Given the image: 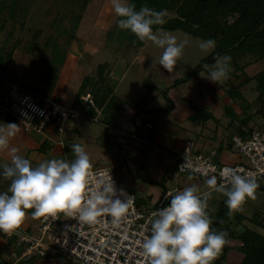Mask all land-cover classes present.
<instances>
[{"label":"rangeland","instance_id":"obj_1","mask_svg":"<svg viewBox=\"0 0 264 264\" xmlns=\"http://www.w3.org/2000/svg\"><path fill=\"white\" fill-rule=\"evenodd\" d=\"M81 1L82 0H0V70L7 65V72L5 74L7 78H5L4 81L9 79L14 80L18 84H23L27 89L29 88L30 91L45 92L47 95L53 96L55 99L59 100L62 105L64 104L68 107H72L78 95L83 94V90H79L81 83L84 86L87 84L86 88L90 85L89 88L93 91L97 89L98 84H103L101 85L102 90L105 88L104 85L107 87H109V84L112 85L113 81L109 82V78H111V80L119 79L126 66L134 61L131 64V69L126 74V81L120 84L118 93L126 99L131 100L134 104L138 102L142 103L140 106L145 104L144 109L150 110L156 108H150L152 104H154V101L148 96L154 93V89L158 87L162 89L161 85L166 78L177 74L176 77L184 79L196 76L203 82L208 80L206 79L207 73L213 66L215 60L208 61L206 64L203 63V61L213 54V56L217 58L219 53L216 50V45L214 48L206 51L199 46L201 41L204 40L200 37L190 35L181 30L170 31L159 28L176 36L178 42L180 40L186 41L181 56L178 58L177 63L172 66L170 70H167L158 64L162 48L147 40L144 46L145 58L144 61L140 63L139 60H135L137 57L136 50L138 49L130 45L127 37L130 31L121 29L116 24L119 17H117L112 10L111 0H88L87 6L84 9L80 7L83 4ZM167 1L168 5L173 7V9H165V22L175 17L177 12L176 5L173 4L175 0ZM12 9H15L13 10V16L11 15ZM78 17H81V19L77 20ZM233 19L234 17H228L226 20L231 23ZM157 34L159 35L160 33ZM262 48L264 52V47ZM63 57L64 62L62 63ZM254 60V56L251 55L247 58H240V64L246 65V63L250 62L248 66H245L247 71L242 68L240 70L235 67H230L229 76H227L226 79L217 81V83L227 85L226 91L231 95L230 90H228L232 88L230 79L233 77L242 79L250 76L253 77L258 72L264 70V59L259 62H255ZM66 63L70 66L72 64L77 65L76 78L74 79L72 87H69L65 95L62 96V99H59L56 98L58 96L57 89L55 88L58 76L57 72H59L60 68L66 65ZM104 63L107 64V69L103 68L102 72H100L99 66L102 65L104 67ZM99 73H103V75L99 76ZM136 77H139V80H144V91H139V93L137 88L134 87L133 89L131 87V80L136 79ZM82 78L83 82H81ZM93 82H97V85L93 84ZM255 84V81H251L249 86L245 87L244 91L239 87V91H241L243 96L247 94L246 97L248 99L246 98L247 100L245 103H250L248 100L255 101L252 103L255 108L254 112L260 106L262 107V105L264 108V98L256 102L259 91L257 89L253 90L254 86H256ZM250 87L253 92L250 91ZM125 90H131L129 93L132 95L129 98L126 97L124 93ZM203 92L204 94H208L209 90L205 89ZM250 93H252L254 98L249 96ZM158 97L164 98L163 92L160 90L156 93L155 99L159 100ZM226 108L227 110L230 109L229 107ZM0 115L7 121H13L9 115L1 111ZM259 117V115L256 116L258 122H261L262 119ZM81 120H85L86 123H89L91 128H93V126H95V128L101 126L92 123L88 119ZM71 124L72 122H68L66 127L68 128ZM49 132L50 130L47 133ZM152 132L153 131H151V137ZM51 134L53 135L52 132ZM71 139L66 140V142L69 143V141H72ZM147 144L146 140H144L139 145L144 148V156L140 165L145 164L146 160H148V163L151 161L149 150H153V148L147 146ZM33 152H31L29 157L35 160L36 153ZM30 162L33 164L32 161ZM118 167L119 166H115L116 169H114L120 184L135 193L140 207L149 213L155 211V206L163 194L164 187L174 191L176 190V186L182 183L183 179H186L185 177L192 176L191 174L179 173L177 169L174 170L171 168L169 170V178L164 181H159L156 177L143 181L141 176H138L139 173L141 174L142 166L138 168L137 165L133 167V169L136 168L138 173V175L135 176V179L138 181V186H136V184H128L129 181L126 183V179H131V176L123 175L122 171L117 169ZM132 176L134 175L132 174ZM143 176H145V174ZM195 178L201 179L198 177ZM8 180H10V178ZM218 200L221 201L222 199H219L218 194L215 192L208 201L209 209L214 213L218 210ZM263 209L264 195L256 191L255 198H246L239 208L240 211L249 217H251L256 210L263 211ZM30 211H32V209L28 210V212ZM35 225L36 223L30 226L34 228ZM234 225L235 224H233V226ZM233 226L230 227L240 230L239 227L241 225L237 227L236 225ZM241 227H249L264 235V227L257 228L247 219L244 220ZM239 246L240 244L238 242L234 245L232 244V249L228 256L229 258L237 254L240 255L241 248ZM245 258L246 257L243 259ZM39 259H43V261H45L44 264H68V262L59 255L42 257Z\"/></svg>","mask_w":264,"mask_h":264},{"label":"crops","instance_id":"obj_2","mask_svg":"<svg viewBox=\"0 0 264 264\" xmlns=\"http://www.w3.org/2000/svg\"><path fill=\"white\" fill-rule=\"evenodd\" d=\"M145 45L146 43L142 46H135L138 49L136 50L137 57L135 60H139L140 63L145 58ZM133 62L126 66L119 79L111 80L109 78V82L113 81L112 85L109 84V87L104 85L105 88L100 92V95L104 93L103 98L105 100L103 103L100 102L101 96L98 97L97 94L93 93V90H90V85L87 87L89 89L86 87L82 89V83L80 84L79 90H83V94L80 95L81 102L83 104L87 103V107H92L88 113L89 115L84 113V117H80L69 125L62 134L55 132L52 128H49L45 133L25 132L18 122H14L13 120L12 123L18 126L14 135L9 137L8 146L17 148L18 154L37 165L42 160L49 158H63L71 161L75 158L71 146L74 143H79L89 155L91 168L101 166L115 168V166H119L117 169L121 170L123 175L131 176V179H126V183L129 181L128 184H136V186H138V181L135 179V176L138 173L136 168L133 169L134 166L138 165V168L142 166L141 174L139 173L138 176H141L143 181L153 179L154 177L158 178L159 181H164L169 178V170L171 168L176 170L177 156L190 141L193 143L195 150L206 154L213 153V159L221 164H235L240 161V156L233 148L231 138L234 135L248 133V130L252 127L256 128L255 126L264 125V116L259 115V118L262 119L261 122H258L256 118V111L254 112L255 108L252 104L254 101L248 100L250 103H245L248 99L246 97L247 94H244L243 100L234 99L227 93V85L225 84L222 85L221 83L218 84L209 80L203 82L196 76L184 79L176 77V74L165 79L161 85L162 89L156 88L163 92L164 98L158 97L159 100L155 99L158 92L156 89H154L155 91L153 90L154 93L152 95L148 96L154 101V104L150 108L156 109L147 110L144 109L145 104L143 106H140L142 104L140 102L134 104L131 100L126 99L118 93L119 86L126 81V74L131 69L130 67ZM67 63L60 68L56 80L55 88L57 89L58 96L56 98L59 99H62V96L65 95L69 87H72L76 78L77 65L72 64L70 66ZM104 68L107 69V64L105 63ZM245 71L247 70L245 69ZM232 79L230 80L233 82H230V84L232 86L243 84L241 87L243 91L250 84V82L248 84L244 83L246 78L233 77ZM81 82H83V78ZM96 83L93 82V84ZM131 84L133 89L134 87L137 88L138 93L139 91H144L143 79L139 80V77H136V79L131 80ZM98 85L101 86L103 84ZM205 89L209 90L208 94H204L203 91ZM250 89L253 92L251 87ZM129 92L131 90L124 91L127 98L132 95ZM249 96L254 98L252 93ZM52 97L49 96L48 98L60 103L59 100ZM95 97L98 102L95 100ZM85 98H90L93 104L85 102ZM60 104L62 105V103ZM73 106L70 108H73ZM226 107L230 109L227 110ZM2 117L0 115V124L11 122ZM81 119H88L92 123L101 126L98 128L93 126L91 128L89 123ZM49 130L50 132L47 133ZM151 131H153L152 137L150 136ZM69 139L72 141L66 142ZM144 140L148 143L147 146H150L153 150H149L151 161L148 163V160H146L145 164L140 165L144 156V148L139 145ZM31 152L36 153L35 160L29 157ZM11 155L12 153L7 148H0V165L5 163L10 164ZM144 174L145 176H143ZM188 177H185L186 179H183L182 183L176 186L173 194L175 191L192 184L198 185L201 192L209 190L208 186L204 183L205 180L197 179L194 176ZM9 183L6 178L0 176V191H6ZM164 189L165 191L169 190L165 187ZM255 191L264 195L262 190L256 189ZM213 193L215 191L211 193V196ZM217 194L219 199L225 198L222 193ZM209 199L207 200V208H209ZM28 210H25L26 215L20 224L21 227L26 229L31 228L38 218L29 215L28 213L31 211L28 212ZM238 212L245 217V220L247 219L251 223V218L259 213V221H262L261 227H258L254 222L252 224L257 228L264 227V209L263 211L256 210L251 217L246 216L240 210ZM10 241L0 231V264H24V261L12 256ZM237 242L241 248L242 245L238 240H229L228 243L231 249L232 244L234 245ZM240 250V255L237 254L231 258L228 257V252L223 264H242L243 258L246 257V252L242 248ZM44 263L43 259L37 258L33 260V264Z\"/></svg>","mask_w":264,"mask_h":264},{"label":"clouds","instance_id":"obj_3","mask_svg":"<svg viewBox=\"0 0 264 264\" xmlns=\"http://www.w3.org/2000/svg\"><path fill=\"white\" fill-rule=\"evenodd\" d=\"M113 12L119 19L116 24L135 34L141 41H151L162 48L158 64L170 70L182 54L186 41H177L176 36L153 25L163 24L166 10L159 11L141 5L139 9L131 0H111ZM157 33H160L159 35ZM200 48L210 50L215 40H202ZM231 57L217 56L206 79L217 82L226 79ZM17 124H0V148H7L11 163L0 165V176L9 179L6 191H0V231L11 232L23 221L27 209L32 217L51 216L63 213L78 221L92 223L107 213L117 221L126 211L132 195L117 188L110 173L107 180L96 189L87 187L91 162L88 153L79 143L71 146L75 158L44 159L33 166L29 159L9 147V137L14 135ZM217 176L205 179L208 191L201 192L196 184L183 187L171 194L169 202L150 214L147 235L143 236L142 249L149 264H212L222 247L227 243L223 230L210 228L206 211L207 200L213 191L222 193L229 214L239 210L246 198L254 199L256 180L242 169L224 166Z\"/></svg>","mask_w":264,"mask_h":264},{"label":"built area","instance_id":"obj_4","mask_svg":"<svg viewBox=\"0 0 264 264\" xmlns=\"http://www.w3.org/2000/svg\"><path fill=\"white\" fill-rule=\"evenodd\" d=\"M0 94V111L15 119L25 132H45L52 128L62 134L68 122L84 117V112L45 98L14 82L5 81ZM85 102L93 104L90 98ZM233 148L240 156L235 164H221L213 159V153L194 149L190 141L177 156L179 173L206 179L216 175L224 166L242 169L253 176L257 184H264V125L251 129L244 137L231 138ZM87 187L98 189L109 173L115 186L132 195L125 213L114 221L110 214L102 213L92 223L78 221L74 216L57 213L37 218L34 228L18 226L11 232L2 231L11 240V254L22 261L42 257L61 256L68 264H149L143 253L142 239L147 235L150 214L137 202L136 195L120 184L114 168L101 166L90 168ZM174 191L167 190L158 201V208L169 202ZM154 212V211H153Z\"/></svg>","mask_w":264,"mask_h":264},{"label":"trees","instance_id":"obj_5","mask_svg":"<svg viewBox=\"0 0 264 264\" xmlns=\"http://www.w3.org/2000/svg\"><path fill=\"white\" fill-rule=\"evenodd\" d=\"M87 1L88 0L81 1V3H83L80 6L82 9L87 6ZM131 2L134 3L136 9H139L141 5H145L157 11L161 9H173V7L168 5L167 0H131ZM173 4L176 5V16L168 19V21L163 24L153 25V31L157 28H163L170 31L181 30L204 40L212 38L215 40L216 50L219 55H230V66L233 68L235 67L236 69L241 70L242 68L244 70L246 69L245 66L249 65L250 62L246 63V65L240 64L239 59L242 57L247 58L250 55L254 56L255 62H259L264 59V52L262 48L264 47V0H175ZM13 10L15 9H12V16L14 13ZM228 17H234L233 22L229 23L226 20ZM80 19L81 17L77 18V20ZM127 37L130 45L136 47L144 45L147 41L139 40L132 32H130ZM213 55L206 58L203 63L206 64L208 61L215 60L216 57ZM63 62L64 57L62 63ZM103 68L104 67L100 65L99 71L102 72ZM6 72L7 65L0 70V94L5 87L4 79L7 78L5 76ZM102 75L103 73H99V76ZM6 81L18 84L16 81L11 79ZM251 81H255L256 83L253 90L257 89L259 91V96L257 97L256 102L263 100L264 70L258 72L253 77H247L244 83L248 84ZM18 85L23 86V84ZM242 85L243 84L239 86H232L231 89H228L231 92V95H229L232 98L235 97L234 99L243 100V95L241 91H239V87H242ZM86 86L82 85L81 87L84 89ZM35 92L45 98L49 97V95L45 92ZM100 92L101 86L98 85L97 89H95L93 93H95V95L97 94L98 97L101 96L100 102L103 103L105 100L103 98L104 93L100 95ZM80 95L81 94L78 95L73 108L80 109V111L88 114L92 106L87 107V103L83 104L81 102ZM95 100L98 102L96 97ZM259 108L256 110V115L264 116L263 105L260 109ZM12 120L15 119L12 118ZM250 130H248V133ZM246 135L247 133L242 134L244 137ZM32 165L35 166L36 164ZM6 180L8 182L10 181L8 179ZM256 189L264 192V184H257ZM163 191L165 193V189ZM225 199L226 197L218 202V210L215 213L206 207V211L211 221L210 228L223 230L227 234V243L213 259L212 264H223L225 262L227 253L231 249V246L228 243L229 240H238L242 245V250L246 252L247 259L245 258L242 264H264V235L249 227L242 228L241 226L243 225L245 217L239 213L238 210H232L231 214H229L227 205L224 203ZM157 204L156 208L158 207ZM259 215V213L255 214L251 218V221L258 227H261L262 221H259ZM233 224H235L236 227L241 225L239 227L240 230L234 228L232 229L230 226H233ZM33 260L34 259L25 261L24 264H33Z\"/></svg>","mask_w":264,"mask_h":264}]
</instances>
